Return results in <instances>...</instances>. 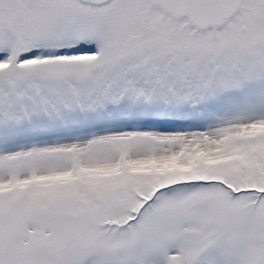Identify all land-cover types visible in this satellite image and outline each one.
Returning <instances> with one entry per match:
<instances>
[{"label": "snow or ice", "instance_id": "snow-or-ice-1", "mask_svg": "<svg viewBox=\"0 0 264 264\" xmlns=\"http://www.w3.org/2000/svg\"><path fill=\"white\" fill-rule=\"evenodd\" d=\"M0 264H264V0H0Z\"/></svg>", "mask_w": 264, "mask_h": 264}]
</instances>
